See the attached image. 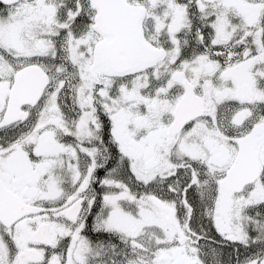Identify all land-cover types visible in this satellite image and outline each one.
I'll return each mask as SVG.
<instances>
[{"label":"snow or ice","instance_id":"snow-or-ice-1","mask_svg":"<svg viewBox=\"0 0 264 264\" xmlns=\"http://www.w3.org/2000/svg\"><path fill=\"white\" fill-rule=\"evenodd\" d=\"M0 264H264V0H0Z\"/></svg>","mask_w":264,"mask_h":264}]
</instances>
